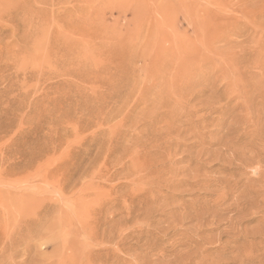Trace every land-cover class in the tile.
<instances>
[{
    "label": "rangeland",
    "instance_id": "374dc122",
    "mask_svg": "<svg viewBox=\"0 0 264 264\" xmlns=\"http://www.w3.org/2000/svg\"><path fill=\"white\" fill-rule=\"evenodd\" d=\"M0 246L264 264V0H0Z\"/></svg>",
    "mask_w": 264,
    "mask_h": 264
},
{
    "label": "bare ground",
    "instance_id": "6f19581e",
    "mask_svg": "<svg viewBox=\"0 0 264 264\" xmlns=\"http://www.w3.org/2000/svg\"><path fill=\"white\" fill-rule=\"evenodd\" d=\"M18 230H20V229H18ZM18 230H17V231H18ZM17 231H16V232H17ZM21 231H22V230H20V231H19L20 233H18V234H21ZM23 231H24V230H23ZM32 232H33V231H32ZM32 232H31V233H32ZM13 233H14V232H13ZM31 233H30V234H31ZM43 233H44V232H43ZM43 233H42V234H43ZM14 234H15V233H14ZM18 234H17V235H18ZM42 234H41V235H42ZM55 234H56V233H55ZM9 235H10V234H9ZM9 235H8V240L11 239V238H9ZM17 235H16V236H17ZM38 235H40V233H39ZM12 236H13V235H12ZM33 236H34V235H33ZM35 236H36V235H35ZM10 237H11V236H10ZM13 237L15 238V236H13ZM13 237H12V238H13ZM17 237H18V236H17ZM39 237H40V236H39ZM14 238H13V239H14ZM28 238H32V237L29 236ZM28 238H27V239H28ZM37 238H38V236L36 237V239H37ZM40 238H41V237H40ZM43 238H44V237H43ZM13 239H12V240H13ZM36 239H35V241H36ZM14 240H16V239H14ZM14 240H13V241H14ZM22 240H23V238H22ZM38 240H39V238H38ZM47 240H48V239H47ZM10 241H11V240H10ZM13 241H11V242L13 243ZM16 241H17V240H16ZM24 241H25V240H24ZM24 241H23V242H24ZM30 241H32V240H30ZM8 242H9V241H8ZM14 242H15V241H14ZM17 242H19V241H17ZM28 242H29V240H28ZM39 242H40V240H39ZM45 242H46V243H45ZM47 242H48V241H45V238H44V243L47 244ZM15 243H16V242H15ZM20 243H22L21 238H20ZM26 243H27V242H26ZM29 243H30V242H29ZM36 243H37V242H36ZM52 243H53V242H52ZM4 244H6V242H5ZM8 244H9V243H8ZM8 244L6 245L7 247L4 246V245H3V246L6 247V248H9V249H10V247H11L12 245L9 246ZM18 244H19V243H18ZM22 244H24V243H22ZM27 244H28V243H27ZM27 244H25V245H26V246H25L26 248H27V246H29L30 244H31L30 247H32V242H31L29 245H27ZM51 245H52V244H51ZM14 246H15V245H14ZM36 246H38V244H36ZM36 246H33V247H36ZM39 246H40V244H39ZM45 246H46V245H45ZM47 246H48V244H47ZM0 247H1V246H0ZM18 247H19V246H18ZM30 247H28L29 250L31 249ZM33 247H32V248H33ZM41 247H44V246H41ZM49 247H50V246H49ZM2 248H3V247H2ZM26 248H25V249H26ZM36 248H37V247H36ZM3 249H4V248H3ZM12 249H13V246H12ZM12 249H11V250H12ZM16 249H17V248H16ZM16 249H15V247H14V250H16ZM1 250H2V249H1ZM4 250H5V249H4ZM4 250H2V251H4ZM7 250H8V249H7ZM11 250L6 251V252L9 253ZM18 250H19V248H18ZM26 250H27V249H26ZM42 250H43V249H42ZM2 251H0V252H2ZM22 251H23V250H22ZM31 251H33V250H31ZM31 251H30V252H31ZM34 251H35V250H34ZM45 251H47V250H44V252H45ZM11 252H12V254H13L15 251H11ZM17 252H18V251L16 250V253H17ZM30 252H29V253H30ZM4 253H5V252H4ZM26 253H28V252H25V254H26ZM31 253H32V252H31ZM31 253H30V254H31ZM34 253H35V252H34ZM36 253H37V251H36ZM40 253H41V252H40ZM9 254H10V253H9ZM12 254H11V255H12ZM42 254H43V253H42ZM2 255H4V256L6 255V256H7L8 254H6V253L3 254V253H2ZM2 255H1V256H2ZM31 255H32V254H31ZM28 256H30V255H28ZM2 257H3V256H2ZM2 257H1V258H2ZM13 257H15V256H10V255H9V256H8V259H9V258L12 259ZM31 257H32V256H31ZM34 257H35V256H34ZM62 257H63V256H62ZM36 258H37V257H36ZM6 259H7V258H5V261H8V259H7V260H6ZM10 259H9V260H10ZM41 259H42V258H41ZM62 259H63V258H62ZM12 260H14V259H12ZM50 260H52V258H51ZM10 261H11V260H10ZM38 261H39V260H38ZM2 262H4L3 259H2ZM14 262L16 263V261H14ZM14 262H13V263H14ZM43 262H44V261H43ZM5 263H7V262H5ZM23 263L26 264L25 262H23ZM0 264H2V263H1V260H0ZM7 264H8V263H7ZM9 264H10V263H9ZM11 264H12V262H11ZM17 264H18V263H17ZM20 264H22V262H21ZM39 264H40V263H39ZM55 264H56V263H55Z\"/></svg>",
    "mask_w": 264,
    "mask_h": 264
}]
</instances>
